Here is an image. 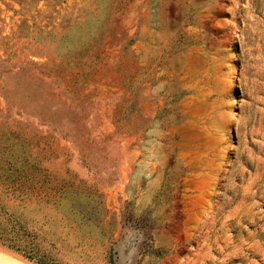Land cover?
<instances>
[{"label": "rangeland", "instance_id": "374dc122", "mask_svg": "<svg viewBox=\"0 0 264 264\" xmlns=\"http://www.w3.org/2000/svg\"><path fill=\"white\" fill-rule=\"evenodd\" d=\"M11 263L264 264V0H0Z\"/></svg>", "mask_w": 264, "mask_h": 264}, {"label": "bare ground", "instance_id": "6f19581e", "mask_svg": "<svg viewBox=\"0 0 264 264\" xmlns=\"http://www.w3.org/2000/svg\"><path fill=\"white\" fill-rule=\"evenodd\" d=\"M5 255V254H4ZM3 261V260H2ZM12 264V263H11Z\"/></svg>", "mask_w": 264, "mask_h": 264}]
</instances>
